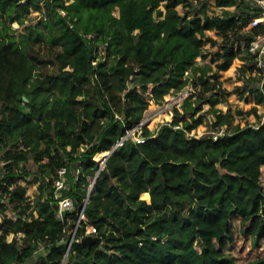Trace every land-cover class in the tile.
<instances>
[{
    "label": "trees",
    "instance_id": "1",
    "mask_svg": "<svg viewBox=\"0 0 264 264\" xmlns=\"http://www.w3.org/2000/svg\"><path fill=\"white\" fill-rule=\"evenodd\" d=\"M39 2L43 17L25 24ZM199 3L0 0V264H264V114L252 107L256 123L233 125L234 114L217 107L229 93L220 73L235 58L250 73L237 89L264 103V70L249 50L264 24L248 27L262 9L216 0L222 11L209 15ZM37 42L59 47L57 72L30 56ZM208 56L214 69L196 62ZM149 84L155 102L190 84L198 90L170 121L141 125L143 141L123 139L97 173L94 156L143 120ZM204 104L211 126H224L216 139L191 134ZM19 180L39 194L30 199ZM64 196L73 206L60 215Z\"/></svg>",
    "mask_w": 264,
    "mask_h": 264
},
{
    "label": "rangeland",
    "instance_id": "2",
    "mask_svg": "<svg viewBox=\"0 0 264 264\" xmlns=\"http://www.w3.org/2000/svg\"><path fill=\"white\" fill-rule=\"evenodd\" d=\"M198 3L200 1H205L208 6V14H219L222 11V7L218 6L216 4V0H195ZM200 4V3H199ZM39 7L41 9L33 8L32 6L29 7V12L26 14V18L24 23L25 24H33L39 19L43 17V10L44 6L42 2H39ZM229 9H232L233 7H228ZM177 9L179 11H183L184 8L182 5H177ZM11 27L13 29H16L17 32H22L25 28L23 25H19L17 21H14L11 23ZM208 35H211L212 37L216 38L217 40H221L220 36H217L212 30L207 31ZM243 45V44H242ZM57 46L45 44V43H34L29 47V54L30 56L36 60V62L40 65L42 71L44 73H55L58 70V63L55 60V55L58 51ZM210 49L209 43L205 44L203 47V51ZM196 62L200 64H206L210 65L212 69L215 67V62L212 61V56H208L205 59H202L201 57L196 58ZM243 65V61L239 58H235L231 64V66L224 71H221L220 73V79H221V86L225 88L229 93L227 95H221L222 101L217 104V107L221 109L223 112L227 111L228 109L234 114V120L233 125L236 123H240L241 125H244L245 123H256L257 121V115H263L264 114V103H256L254 95L250 94H243L241 89H237V87H241L247 82L244 81V78L247 77L250 73L246 72L243 73L239 68ZM258 67H262L264 70V64L258 65ZM256 72L253 71L252 74H255ZM264 75V74H263ZM253 84H262V81H254ZM151 90L152 85L149 84L148 90L144 93V98L148 101V107L144 111L143 115V122L147 125L149 129H155L160 124L170 121L173 116V112L175 107H177L180 111L181 104L184 100V98L189 95L192 91L198 90L197 88L193 87L191 84L186 86L182 91L180 92H172L169 94L164 95L163 100L160 102H155L151 97ZM208 104H204L201 111L199 112L201 116L202 123H200L195 129L191 131V134L194 135H202L204 133H209L212 131H216L211 126V122L214 120V117L211 113L207 112ZM256 107L257 111L256 114L254 112L248 113V111L252 108ZM241 111V113L237 112ZM252 111V110H251ZM188 115V114H187ZM224 127V126H223ZM222 129L224 130V128ZM139 129V127H138ZM132 135H134V132L136 134L140 133V130H130L128 131ZM1 155V152H0ZM97 155V154H96ZM94 156V158H98ZM99 160V159H96ZM2 161L0 160V164ZM21 183L26 185L27 187V194L29 195L30 199L36 197L39 194V187L37 183L35 184H27L22 180H19ZM252 209V208H250ZM258 214L261 216L260 218V228L258 231H260L264 227V209H259ZM250 217V215L248 216ZM19 235V233L17 234ZM12 234H10L7 239H10ZM256 236V234H255ZM198 248V247H197ZM35 258L25 262L24 264H33Z\"/></svg>",
    "mask_w": 264,
    "mask_h": 264
},
{
    "label": "built area",
    "instance_id": "3",
    "mask_svg": "<svg viewBox=\"0 0 264 264\" xmlns=\"http://www.w3.org/2000/svg\"><path fill=\"white\" fill-rule=\"evenodd\" d=\"M255 2L261 7L262 9V13L260 16L258 17H254L250 23L248 24V27H254L256 26L258 23H262L264 24V0H255ZM59 11L64 14L65 11L63 9H59ZM249 50L253 53H257V64L260 66L262 64H264V33L258 35L255 39H253L250 44H249ZM144 122L141 121L138 125L132 127L130 130H139L138 127L140 128L141 125H143ZM127 131V133L124 135L123 138H121L118 141V145L122 143L123 139H127L129 137H131V139L133 141H135L136 143L143 141V137L139 134H136L134 132V135H132L131 133H129ZM224 132V130L221 128L218 131H212L213 134V138L216 139L217 136L221 135ZM65 167H61L58 170V177L55 179L54 181V185L58 188L61 189L64 187V181H65ZM93 180L90 182V184H93ZM58 213L61 215L63 210H67V209H71L73 206V202H72V198L69 196H64L62 198H60L59 202H58ZM82 218H83V214H82ZM95 227L92 225H88L87 226V232L88 233H93L95 232ZM74 232V231H73Z\"/></svg>",
    "mask_w": 264,
    "mask_h": 264
},
{
    "label": "water",
    "instance_id": "4",
    "mask_svg": "<svg viewBox=\"0 0 264 264\" xmlns=\"http://www.w3.org/2000/svg\"><path fill=\"white\" fill-rule=\"evenodd\" d=\"M23 98H24L25 100H27V98H26L25 96H23ZM117 145H118V142L114 145V147H113L112 149L106 151V152H107L106 155H105L101 160H97L98 163H99V168H98V170H97V173L99 172V170H101V169L103 168V166H104V164H105V161L107 160V158L110 156V154L113 152V150L116 148ZM92 185H93V184L91 183V184H90V188L92 187ZM86 200H87V197H86V199H85V202H86ZM82 210H83V208H82L81 211L79 212V218H82ZM89 238H90V237H86V238L84 239V241H87ZM72 239H73V235L70 236V239H69V241H68V246L70 245ZM66 255H67V252L65 253V257H66Z\"/></svg>",
    "mask_w": 264,
    "mask_h": 264
},
{
    "label": "bare ground",
    "instance_id": "5",
    "mask_svg": "<svg viewBox=\"0 0 264 264\" xmlns=\"http://www.w3.org/2000/svg\"><path fill=\"white\" fill-rule=\"evenodd\" d=\"M106 151H103V152H100V153H97V155H96V157H98V158H96V159H99V160H101L105 155H106ZM95 176V175H94Z\"/></svg>",
    "mask_w": 264,
    "mask_h": 264
},
{
    "label": "crops",
    "instance_id": "6",
    "mask_svg": "<svg viewBox=\"0 0 264 264\" xmlns=\"http://www.w3.org/2000/svg\"><path fill=\"white\" fill-rule=\"evenodd\" d=\"M11 238H12V236H11ZM11 238H10V239H11ZM10 239H8V240H10Z\"/></svg>",
    "mask_w": 264,
    "mask_h": 264
}]
</instances>
